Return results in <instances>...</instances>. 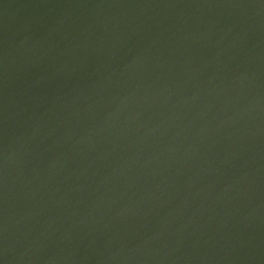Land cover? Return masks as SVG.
<instances>
[{
  "label": "water",
  "instance_id": "95a60500",
  "mask_svg": "<svg viewBox=\"0 0 264 264\" xmlns=\"http://www.w3.org/2000/svg\"><path fill=\"white\" fill-rule=\"evenodd\" d=\"M0 264H264V0H0Z\"/></svg>",
  "mask_w": 264,
  "mask_h": 264
}]
</instances>
